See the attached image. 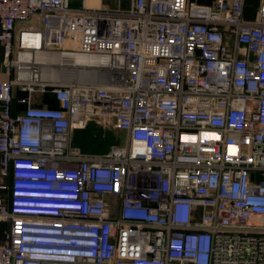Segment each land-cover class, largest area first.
<instances>
[{"label":"built area","instance_id":"2783aa9c","mask_svg":"<svg viewBox=\"0 0 264 264\" xmlns=\"http://www.w3.org/2000/svg\"><path fill=\"white\" fill-rule=\"evenodd\" d=\"M244 5L0 0V264H264V0ZM35 54L69 61L42 78ZM94 117L122 144L74 146Z\"/></svg>","mask_w":264,"mask_h":264},{"label":"rangeland","instance_id":"374dc122","mask_svg":"<svg viewBox=\"0 0 264 264\" xmlns=\"http://www.w3.org/2000/svg\"><path fill=\"white\" fill-rule=\"evenodd\" d=\"M105 4L114 6V3L109 1ZM40 95L38 97L41 103ZM123 140L124 134L113 127L112 121L98 117L91 118L84 129L72 133V141L84 153L89 154H105L113 146L122 144Z\"/></svg>","mask_w":264,"mask_h":264},{"label":"crops","instance_id":"0c3cea01","mask_svg":"<svg viewBox=\"0 0 264 264\" xmlns=\"http://www.w3.org/2000/svg\"><path fill=\"white\" fill-rule=\"evenodd\" d=\"M189 2L198 5V6H208L210 5L213 1L215 0H188ZM260 5V0H245V5H244V18L248 22H252L255 18L256 12L258 11ZM38 26V19L37 17H34L30 22L28 23H18L17 28H24L28 26ZM9 75H7L4 70H3V51H2V46L0 44V83L3 81H6L9 79ZM40 94H33L32 99L36 105H47V106H52L56 107L57 102L56 101H51L50 103H40L39 102V96ZM24 96V93L19 92L18 90L14 91V99L12 102V108L14 112H19L23 109V106L19 103V99ZM41 96V95H40ZM49 104V105H48ZM2 178L0 175V182ZM8 228V224L4 222H0V244L3 241V235L5 230Z\"/></svg>","mask_w":264,"mask_h":264},{"label":"bare ground","instance_id":"6f19581e","mask_svg":"<svg viewBox=\"0 0 264 264\" xmlns=\"http://www.w3.org/2000/svg\"><path fill=\"white\" fill-rule=\"evenodd\" d=\"M28 59H31V62L35 65H39L41 67V77H46V76H50V77H58L59 73L58 71H56L57 69L54 68H49L47 66H52V65H60L63 62L64 63H68L69 60H67L66 58H59V57H52L51 60L46 59V57L42 54H35L34 57H28ZM95 76H97L95 78ZM99 77V78H98ZM76 80H95V79H100L103 78V76L98 75L96 73H92V72H87V71H81V72H77L76 76H75ZM104 80V78H103Z\"/></svg>","mask_w":264,"mask_h":264},{"label":"trees","instance_id":"16d2710c","mask_svg":"<svg viewBox=\"0 0 264 264\" xmlns=\"http://www.w3.org/2000/svg\"><path fill=\"white\" fill-rule=\"evenodd\" d=\"M42 99H41V103H50L51 101H55L52 97V95L50 93H46V94H43L42 96ZM49 105V104H48ZM49 107H52L49 105ZM73 145L78 147L73 141H72ZM80 149V148H79ZM81 150V149H80ZM82 151V150H81ZM83 152V151H82Z\"/></svg>","mask_w":264,"mask_h":264}]
</instances>
